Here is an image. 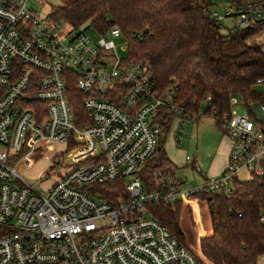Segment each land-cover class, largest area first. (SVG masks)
Returning a JSON list of instances; mask_svg holds the SVG:
<instances>
[{
	"label": "built area",
	"instance_id": "built-area-1",
	"mask_svg": "<svg viewBox=\"0 0 264 264\" xmlns=\"http://www.w3.org/2000/svg\"><path fill=\"white\" fill-rule=\"evenodd\" d=\"M43 1L0 0V264H208L153 207L203 190L230 192L243 169L263 175L264 101L243 99L242 114L232 110L238 104L232 96L230 110L218 117L231 139L220 175L193 185L156 170L158 187L149 190L138 170L158 149L160 110L190 120L198 111L174 102L175 85H156L148 59L116 54L120 27L97 28L94 41L66 22L59 35L62 20L43 16L37 9ZM212 14L223 27L225 17L244 27L264 20V1L226 4ZM255 37L264 48V27ZM256 82L264 86V78ZM73 90L82 94L83 113L76 112ZM204 101L211 104V97ZM41 146L58 170L45 192L18 172ZM120 178L125 195L114 202L102 196L100 184Z\"/></svg>",
	"mask_w": 264,
	"mask_h": 264
},
{
	"label": "trees",
	"instance_id": "trees-1",
	"mask_svg": "<svg viewBox=\"0 0 264 264\" xmlns=\"http://www.w3.org/2000/svg\"><path fill=\"white\" fill-rule=\"evenodd\" d=\"M215 4L213 0H61L52 8L50 18L74 28L88 21L99 29L120 27L128 38L126 59H148L156 85L161 89L175 85L174 102L190 112L199 110L209 95L207 111L218 119L230 110L233 95L246 101H264V91L256 82L264 78V48L253 41L264 20L222 32L223 25L212 14ZM72 96L80 99L76 112L83 113L82 94L73 90ZM174 116L168 108L160 110L158 149L146 160L142 172L149 190L158 187L156 170L174 175L176 165L163 152L160 138ZM124 183L122 178L101 183L102 196L116 201L125 195ZM193 197L204 199L211 214V233L200 239L203 255L213 264L256 263L264 254V222L260 220L264 213V174L247 180L234 178L230 192L221 187L196 192ZM180 213L181 201L153 207L154 216L184 242Z\"/></svg>",
	"mask_w": 264,
	"mask_h": 264
},
{
	"label": "rangeland",
	"instance_id": "rangeland-1",
	"mask_svg": "<svg viewBox=\"0 0 264 264\" xmlns=\"http://www.w3.org/2000/svg\"><path fill=\"white\" fill-rule=\"evenodd\" d=\"M214 2H216L214 8L220 11L226 5L224 1L214 0ZM60 3L61 0H44L42 5L37 7V9L43 16H47L52 11V8ZM238 21V18L225 17L223 20L225 26L222 27V32H226L234 24H239ZM54 26H56V24H54ZM68 27L66 22L61 21L60 26H57L55 30L59 35H63L68 30ZM81 29H85L94 41L101 37L99 30L89 21L85 23ZM113 39L116 45V54L121 57H127V36L123 34L121 36H115ZM253 41L256 42L257 38H253ZM109 60L112 62L111 58ZM258 88L264 91V86L262 84L258 85ZM233 96L232 100H236L238 104L232 103V110L244 114L246 108L244 103H242L243 98L237 94ZM207 107V103L203 100L199 110H197L198 116L193 120H190V118H182L176 114L172 118L167 130H165L160 137L163 152L170 161L176 165L177 169L174 171L176 177L181 179L185 184L191 183L196 185L203 182L204 179L199 171L202 169L205 170L206 166L210 163L212 156L218 148L220 136L225 135L227 137L224 141L225 146L231 143L230 137L219 127L216 123V117L212 112L207 111ZM55 146L59 151L64 149V143L62 142L56 143ZM187 155H189L191 159H187ZM194 160L198 162L196 167L193 163ZM52 165L53 158L49 156L48 150L41 146L29 154L28 162L25 160L18 165V172L28 183L39 184V191L45 192L48 186L58 176L57 168ZM143 168L144 165L138 170V174L141 177L143 176ZM60 172H63L62 168ZM252 176L253 174L247 169H243L237 173V177L240 180H247ZM143 182L145 181L143 180ZM201 208L200 214L202 213V221L208 229H211V214L208 203L206 201L203 203L201 202ZM189 212L192 213V218ZM197 212L198 208L196 205H186L183 202L181 207V225L187 236L186 238L190 244V249L204 262L205 260L200 256L199 240L197 239L198 228L196 230L194 226H192V219L195 222Z\"/></svg>",
	"mask_w": 264,
	"mask_h": 264
},
{
	"label": "crops",
	"instance_id": "crops-1",
	"mask_svg": "<svg viewBox=\"0 0 264 264\" xmlns=\"http://www.w3.org/2000/svg\"><path fill=\"white\" fill-rule=\"evenodd\" d=\"M214 1V0H213ZM215 1H224L225 3L231 0H215ZM227 4V3H226ZM223 138V139H222ZM227 137L225 135L220 136L219 141H218V148L215 151L214 155L212 156V159L210 160V163L206 166L205 170H200L199 172L201 173L203 179L205 176H217L220 175L223 170L225 169L227 163H228V159H229V152H230V148H231V143H229L228 145H224V141ZM191 159V158H190ZM194 166L196 167V164L198 163L197 160H194ZM177 169V168H176ZM175 169V170H176ZM174 176L175 172H174ZM205 202L204 199L198 198V197H192L186 200L181 201V207H182V203L184 202V204L189 205V204H193L196 205L198 208V212L196 213V219L195 222L192 219V226H194V228L197 230L198 228V235H197V239L199 240V249H200V256L202 257L203 260H205L204 262L208 263V264H212L202 253L201 248H200V239L202 237L207 236L208 234L211 233L212 227L211 229L207 228L203 221H202V213L200 214V209L201 208V202ZM181 214V213H180ZM190 217L192 218V213L189 212ZM180 224H181V216H180ZM197 226V227H196ZM182 228V225H181ZM183 230V228H182ZM184 232V230H183ZM197 233V232H196ZM186 234L184 232V243L190 248V244L186 238ZM254 264H264V254L260 255L258 258V261Z\"/></svg>",
	"mask_w": 264,
	"mask_h": 264
}]
</instances>
